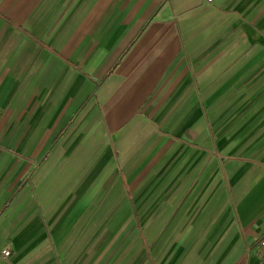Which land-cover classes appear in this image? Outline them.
I'll use <instances>...</instances> for the list:
<instances>
[{
  "label": "crops",
  "instance_id": "crops-1",
  "mask_svg": "<svg viewBox=\"0 0 264 264\" xmlns=\"http://www.w3.org/2000/svg\"><path fill=\"white\" fill-rule=\"evenodd\" d=\"M263 239L264 0H0V264H264Z\"/></svg>",
  "mask_w": 264,
  "mask_h": 264
},
{
  "label": "built area",
  "instance_id": "built-area-1",
  "mask_svg": "<svg viewBox=\"0 0 264 264\" xmlns=\"http://www.w3.org/2000/svg\"><path fill=\"white\" fill-rule=\"evenodd\" d=\"M261 244H264V239L261 241ZM9 253H10L9 248L3 249L1 251V254H2L3 258H5V259L10 255Z\"/></svg>",
  "mask_w": 264,
  "mask_h": 264
},
{
  "label": "rangeland",
  "instance_id": "rangeland-1",
  "mask_svg": "<svg viewBox=\"0 0 264 264\" xmlns=\"http://www.w3.org/2000/svg\"><path fill=\"white\" fill-rule=\"evenodd\" d=\"M122 242H123V239H122ZM139 252H137V254H138Z\"/></svg>",
  "mask_w": 264,
  "mask_h": 264
}]
</instances>
